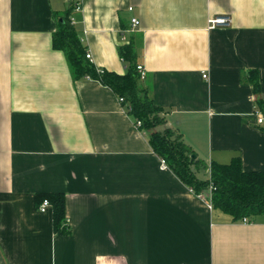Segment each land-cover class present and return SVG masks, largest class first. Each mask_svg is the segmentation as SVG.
I'll list each match as a JSON object with an SVG mask.
<instances>
[{
  "label": "crops",
  "instance_id": "0c3cea01",
  "mask_svg": "<svg viewBox=\"0 0 264 264\" xmlns=\"http://www.w3.org/2000/svg\"><path fill=\"white\" fill-rule=\"evenodd\" d=\"M81 3L71 16L98 69L124 75L118 48L135 42L154 104L198 159L264 172V0ZM68 7L0 0V264H264V215L214 209L110 88L74 80L53 47ZM224 15L230 27L209 28ZM42 193L65 194L70 232H54Z\"/></svg>",
  "mask_w": 264,
  "mask_h": 264
},
{
  "label": "trees",
  "instance_id": "16d2710c",
  "mask_svg": "<svg viewBox=\"0 0 264 264\" xmlns=\"http://www.w3.org/2000/svg\"><path fill=\"white\" fill-rule=\"evenodd\" d=\"M74 12L72 0L57 31L53 35V47L64 52L74 80L89 78L110 88L141 132H146L153 151L167 163L168 168L202 198H210L211 206L233 218L234 221L253 219L264 215V172H245L240 158L229 164L212 163L206 166L185 143L182 134L167 126L163 110L154 104L145 80L138 72V55L135 42L118 48L126 64V73L119 75L98 69L86 57L87 49L81 43L77 29L71 20ZM254 91L259 93L257 76L251 75ZM258 111L264 116V102L256 100ZM199 174L207 175L200 179ZM49 200L53 210V226L56 234L70 232L66 218V196L63 193L38 194V207Z\"/></svg>",
  "mask_w": 264,
  "mask_h": 264
},
{
  "label": "built area",
  "instance_id": "2783aa9c",
  "mask_svg": "<svg viewBox=\"0 0 264 264\" xmlns=\"http://www.w3.org/2000/svg\"><path fill=\"white\" fill-rule=\"evenodd\" d=\"M72 6H73V9H74V12L77 13V12H80L81 9H82V3H81V0H72ZM129 11H133V7H130L129 8ZM72 22L74 23V18L72 17L71 18ZM131 23L133 25H137L138 24V21L137 19H132L131 20ZM232 24V20L230 18V16H217L215 18H212L209 20V28L210 29H215V28H227V27H230ZM86 57L89 59V60H92V56L89 52H87L86 54ZM138 72L140 73V77L142 80H145L146 76H147V72H146V69L144 68L143 65H138ZM203 78L207 79L208 78V75L207 74H204L203 75ZM119 101L120 103L122 104V102L124 101L122 98H119ZM264 121V117L262 115H259V118H258V123L262 124ZM141 123L138 122L136 124V128L137 126H140ZM161 164H162V167L164 169L168 168L167 166V163L164 159L161 160ZM201 197V196H200ZM209 202H210V198L208 199ZM211 204V203H210ZM49 208H52L51 206V203L49 202V200H44L41 205L39 206V210L42 212V213H45ZM248 220L246 218L243 219V222H247Z\"/></svg>",
  "mask_w": 264,
  "mask_h": 264
},
{
  "label": "rangeland",
  "instance_id": "374dc122",
  "mask_svg": "<svg viewBox=\"0 0 264 264\" xmlns=\"http://www.w3.org/2000/svg\"><path fill=\"white\" fill-rule=\"evenodd\" d=\"M200 178H202V179H206V178H207V175H201Z\"/></svg>",
  "mask_w": 264,
  "mask_h": 264
}]
</instances>
